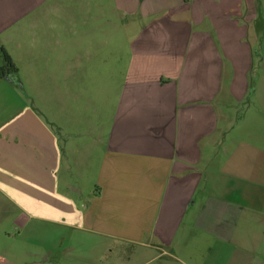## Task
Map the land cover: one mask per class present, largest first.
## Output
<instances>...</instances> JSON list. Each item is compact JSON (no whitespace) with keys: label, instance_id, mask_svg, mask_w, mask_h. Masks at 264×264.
Returning a JSON list of instances; mask_svg holds the SVG:
<instances>
[{"label":"crops","instance_id":"1","mask_svg":"<svg viewBox=\"0 0 264 264\" xmlns=\"http://www.w3.org/2000/svg\"><path fill=\"white\" fill-rule=\"evenodd\" d=\"M4 53L0 264H264V125L229 118L264 114V0H0Z\"/></svg>","mask_w":264,"mask_h":264},{"label":"rangeland","instance_id":"2","mask_svg":"<svg viewBox=\"0 0 264 264\" xmlns=\"http://www.w3.org/2000/svg\"><path fill=\"white\" fill-rule=\"evenodd\" d=\"M262 54L264 55V53ZM256 60L258 61V56ZM262 63H263V60H262ZM251 74L252 76L250 78V81L254 85L258 77L256 76V71H252ZM225 96L226 94L224 92L222 94V97L224 98ZM256 98L257 97H254V96L251 98L245 97L244 99L238 102H235V100L233 101V99L231 100L235 102L234 108L231 109V111H229V118L231 121V125H236V127L233 128V132H243L251 128L253 125H257L260 127L264 125V114L259 112V108L257 107V104H256ZM250 102L251 103L253 102L252 107H248V104ZM218 109L222 110L221 103H218ZM83 264H96V260H91V258H87V255H86V259L84 260ZM103 264H107V262L103 261Z\"/></svg>","mask_w":264,"mask_h":264},{"label":"trees","instance_id":"3","mask_svg":"<svg viewBox=\"0 0 264 264\" xmlns=\"http://www.w3.org/2000/svg\"><path fill=\"white\" fill-rule=\"evenodd\" d=\"M4 63L5 65L2 68L0 67V75L4 71H7V72L16 71V67L13 65L11 59L6 53H4Z\"/></svg>","mask_w":264,"mask_h":264}]
</instances>
